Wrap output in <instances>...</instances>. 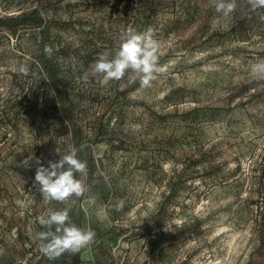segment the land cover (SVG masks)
Instances as JSON below:
<instances>
[{
    "label": "rangeland",
    "instance_id": "374dc122",
    "mask_svg": "<svg viewBox=\"0 0 264 264\" xmlns=\"http://www.w3.org/2000/svg\"><path fill=\"white\" fill-rule=\"evenodd\" d=\"M115 1L0 0V264H72L38 250L63 209L95 233L78 264H264V15ZM129 28L153 30L161 71L102 85L94 61ZM71 148L86 191L49 203L35 160Z\"/></svg>",
    "mask_w": 264,
    "mask_h": 264
},
{
    "label": "clouds",
    "instance_id": "9594fccd",
    "mask_svg": "<svg viewBox=\"0 0 264 264\" xmlns=\"http://www.w3.org/2000/svg\"><path fill=\"white\" fill-rule=\"evenodd\" d=\"M243 2L251 10L264 15V0ZM237 6V0H215V12L225 19L237 10ZM158 52L159 44L152 29L137 32L129 28L124 32L119 48L111 58L108 53L98 55L92 72L101 77L102 85L119 81L127 72H131L142 87H151L156 74L161 71ZM19 71L24 75L29 72L27 66H21ZM253 71L258 78L264 79V60L253 65ZM35 164L37 167L33 185L38 186L47 202H65L72 196H82L86 191L77 175L87 171V162L78 159L75 148H71L66 154H59L58 160H49L47 166L39 159L35 160ZM122 206L123 202L119 203L117 210ZM39 223L47 231L37 234L38 250L49 261H54L65 253H78L91 244L95 237L91 229H82L71 223L67 209L49 210L47 216L39 218Z\"/></svg>",
    "mask_w": 264,
    "mask_h": 264
},
{
    "label": "trees",
    "instance_id": "16d2710c",
    "mask_svg": "<svg viewBox=\"0 0 264 264\" xmlns=\"http://www.w3.org/2000/svg\"><path fill=\"white\" fill-rule=\"evenodd\" d=\"M128 1L129 0H116L115 3L113 4V10L114 11H120V7H121V4L123 2H125L123 8L127 7ZM73 260L74 261H73L72 264H78L80 262V253H76V255H75Z\"/></svg>",
    "mask_w": 264,
    "mask_h": 264
}]
</instances>
